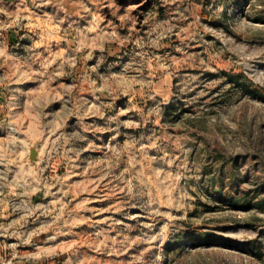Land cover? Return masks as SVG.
Wrapping results in <instances>:
<instances>
[{
    "label": "rangeland",
    "instance_id": "374dc122",
    "mask_svg": "<svg viewBox=\"0 0 264 264\" xmlns=\"http://www.w3.org/2000/svg\"><path fill=\"white\" fill-rule=\"evenodd\" d=\"M0 264H264V0H0Z\"/></svg>",
    "mask_w": 264,
    "mask_h": 264
},
{
    "label": "water",
    "instance_id": "95a60500",
    "mask_svg": "<svg viewBox=\"0 0 264 264\" xmlns=\"http://www.w3.org/2000/svg\"><path fill=\"white\" fill-rule=\"evenodd\" d=\"M35 156V151L33 150L32 152H31V157H34Z\"/></svg>",
    "mask_w": 264,
    "mask_h": 264
}]
</instances>
